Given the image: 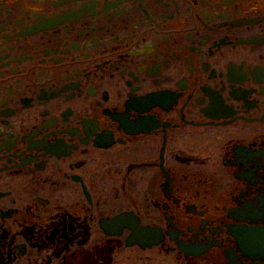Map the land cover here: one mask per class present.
I'll list each match as a JSON object with an SVG mask.
<instances>
[{
	"label": "flooded vegetation",
	"instance_id": "flooded-vegetation-1",
	"mask_svg": "<svg viewBox=\"0 0 264 264\" xmlns=\"http://www.w3.org/2000/svg\"><path fill=\"white\" fill-rule=\"evenodd\" d=\"M121 248L264 264V0H0V264Z\"/></svg>",
	"mask_w": 264,
	"mask_h": 264
},
{
	"label": "rangeland",
	"instance_id": "rangeland-1",
	"mask_svg": "<svg viewBox=\"0 0 264 264\" xmlns=\"http://www.w3.org/2000/svg\"><path fill=\"white\" fill-rule=\"evenodd\" d=\"M136 250L134 249H120L114 253V257H112L113 263L112 264H177L176 262L172 261L171 259L167 260H157L154 259L153 263L142 262L136 256ZM148 250L142 252L141 254H147ZM124 256V257H123Z\"/></svg>",
	"mask_w": 264,
	"mask_h": 264
},
{
	"label": "water",
	"instance_id": "water-1",
	"mask_svg": "<svg viewBox=\"0 0 264 264\" xmlns=\"http://www.w3.org/2000/svg\"><path fill=\"white\" fill-rule=\"evenodd\" d=\"M136 241V240H135ZM130 243H133V242H128V244H130ZM135 243V242H134ZM136 243H139L140 245H142V246H145V245H149L150 244V242H147V243H145V242H142V241H140V240H138V242H136Z\"/></svg>",
	"mask_w": 264,
	"mask_h": 264
}]
</instances>
